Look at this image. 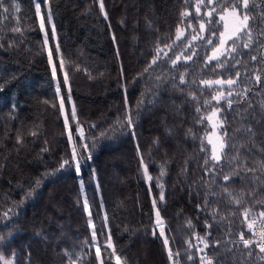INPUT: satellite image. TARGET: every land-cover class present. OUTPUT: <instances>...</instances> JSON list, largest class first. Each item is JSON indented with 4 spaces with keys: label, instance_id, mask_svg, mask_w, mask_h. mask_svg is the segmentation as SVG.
Returning <instances> with one entry per match:
<instances>
[{
    "label": "trees",
    "instance_id": "obj_1",
    "mask_svg": "<svg viewBox=\"0 0 264 264\" xmlns=\"http://www.w3.org/2000/svg\"><path fill=\"white\" fill-rule=\"evenodd\" d=\"M34 2L4 0L0 7V254L12 256L14 264H70L67 252L77 264H100L94 246L98 243L105 264H115L105 259L111 251L104 247L110 234L127 264H173L155 224L158 209L169 247L180 254L178 264H200L203 253L186 243L191 240L202 248L196 235L206 237L205 252L214 264H264V253L239 241L241 232L247 235L243 208L264 195H243L255 183L253 175H232L235 164L228 160L237 150L250 166L264 157L259 151L264 148V0H249L255 42L249 48L238 46L224 68L207 61L222 28L221 9L208 0L200 13L198 0H103V11L100 0H49L41 4L45 31L39 28ZM213 7L217 12L209 18L205 13ZM49 11L55 36L47 21ZM184 11L190 15L182 16ZM177 27L184 36L173 44ZM193 35L201 38L192 40ZM158 38L159 47L172 48H164L167 55L161 52L145 72ZM181 53L192 59L181 56L173 65ZM237 72L232 96L219 102L212 97L221 89L228 92V86L200 83L235 79ZM213 108L224 121L219 131L226 130L228 147L219 165L207 171L213 162L205 165L209 152L201 151V141L210 125L198 118ZM129 114L133 127L127 124ZM249 126L254 137L245 131ZM205 145L210 150L206 140ZM74 146L79 172L71 160ZM64 160L70 163L61 168ZM144 165L151 181L144 176ZM225 175L232 178L225 181ZM225 188L242 199L240 207L230 203ZM259 210L256 205L253 214Z\"/></svg>",
    "mask_w": 264,
    "mask_h": 264
},
{
    "label": "snow or ice",
    "instance_id": "obj_2",
    "mask_svg": "<svg viewBox=\"0 0 264 264\" xmlns=\"http://www.w3.org/2000/svg\"><path fill=\"white\" fill-rule=\"evenodd\" d=\"M49 0H39V2H34V8H35V15L39 17V28L41 31H45V15L42 13V8L41 4L47 5ZM4 4V0H0V7H2ZM204 4V0H198L197 6H196V12L200 13L201 10V5ZM208 4H215L217 5L220 9L221 12L219 14V19L220 21H223V27L224 31L219 33V43L213 48L212 54L207 57V61L210 63L211 61H217V68H224L225 63L228 61V59L234 58L233 54L237 52L238 46H242L244 48H249L255 41H254V36H253V30L252 27L250 26V20L254 19L253 17H250L248 14L249 10V0H208ZM17 10H18V6ZM100 8L101 11L104 9L103 5V0H100ZM9 11L8 8H4V12L7 13ZM217 12V8L213 7L209 11H207L205 14L211 18L214 13ZM107 14L105 13V16ZM182 16L187 17L190 15L188 11H184L181 13ZM51 13L47 14V21L50 23L51 22ZM211 23V20L208 21ZM17 30V29H14ZM206 30V25L205 23H200L199 25V31L203 32ZM52 34L55 36V26H52ZM215 35V33H213ZM260 35L264 36V31H261ZM184 36V30L180 27H177L176 33H175V40L173 41V44H175L176 41H179L182 37ZM201 37L197 35L192 36V40L199 39ZM231 42V43H229ZM238 42L239 45H238ZM45 43H47V33L45 32ZM212 40H208V44H212ZM264 44V42H261ZM191 47V44L189 43L188 45ZM164 48H167L171 50L172 45L170 44H165L163 48L159 47V38H158V46L156 49V55L153 57L151 63L148 65V67L145 68V72L148 71L149 68L152 67V65L156 64L158 59H160V53L164 52ZM56 51L59 52V46L57 45ZM164 55H167L166 52H164ZM195 55V53H193ZM181 56H183V59L185 61L191 60L192 56L191 55H184L181 53V55L176 56L175 59L172 60L173 65L177 63L181 59ZM49 63L52 64V53L49 51ZM253 60L256 59L255 56L252 57ZM236 63H240V61H236ZM64 60L61 58L60 60V68H64ZM215 71V69H213ZM52 76L53 78L56 77V66L53 64L52 67ZM240 73H236V78L232 79H215V80H201L200 83L207 86L211 87L213 85H218L223 87L224 85H227L229 90L227 92V96L230 97L232 96V88L234 85L237 84L238 79H239ZM159 79V78H158ZM261 77L256 76V80L260 81ZM181 83H184V77L181 76L180 78ZM64 82L67 84L68 82V76L67 73L64 75ZM2 90V89H0ZM57 93H59L60 89L59 86H57L56 89ZM248 89H245V92H247ZM195 99V96H193ZM225 98V93L223 91H218L216 95L212 97V99L216 100L219 102L221 99ZM69 99H70V92H69ZM143 101L138 102V107L139 104H142ZM205 103H209V101H206ZM229 107H231V101L229 100ZM60 107L61 111L64 109V101L61 99L60 101ZM264 107V105H262ZM200 109L197 108V112H199ZM218 113L219 109H212L210 114L207 116L199 117V122L203 123L204 120H208L211 125H212V132L206 133L205 139L201 141V151H206L209 152L208 157L205 159L204 163L207 166L209 164V161H212V168H206L207 171H212L215 169L217 165H219L220 161L225 158L226 153L225 149L228 147L227 143V132L226 130L222 132V134L218 135L216 132V129H223L224 128V121L222 119H218ZM71 117L73 120L76 119V109L73 106L72 112H71ZM127 124L129 127H133V120L131 118V115L129 114L126 117ZM64 124L65 127L68 128V117L65 116L64 119ZM237 131H240L237 129ZM246 133L250 137L255 136V132L251 126H249L246 130ZM77 132L79 133L80 137H84V131L82 127L77 123ZM34 134V133H33ZM103 135V134H102ZM133 136H135V133L133 132ZM72 139L71 131H69V140ZM205 140L206 144L210 145V150L206 147L205 145ZM84 149H87L88 145L84 144L82 145ZM232 147L235 149V145H232ZM260 152L264 153V148L259 150ZM78 157V152L76 147L74 146L72 148V154H71V160L75 161V166H76V171H80V161L77 159ZM90 159V157H89ZM229 163H234L235 167L232 169V175L239 176L242 172L247 174V173H252L253 178L255 183L253 186L247 191L244 192L243 195L248 196V197H256L257 193L259 192L261 195H264V157H262L259 160L254 161L255 166H250L249 162L247 159L241 160V156L239 151L237 150L235 155L228 157ZM141 161L143 162V158H141ZM70 163L69 160H64L63 163L61 164V168L64 167V165H68ZM144 176L146 177L147 180L151 181L153 179L152 176L148 174V167L147 165H144ZM259 173V175H257ZM164 175L163 169L161 170V176ZM232 175H225L223 178L225 181H228L232 178ZM41 184V180L37 179L36 185L37 187ZM259 185V187H257ZM161 189L163 188L162 184L158 185ZM34 191V190H33ZM225 193L228 194L230 198V203L236 205L237 207H240L243 203L242 199L240 197H237L233 192H230L227 188L224 189ZM243 192V190H242ZM32 192L28 193V196H31ZM159 199L161 201L164 200V194L163 191H161ZM153 207L156 208V200L153 199L152 201ZM256 205L261 206V210L256 212L255 215H253V212L256 209ZM84 209L88 211L89 209V204L88 201L85 199L84 200ZM11 211V210H9ZM235 215V213H233ZM9 215L8 212L4 213V218H7ZM91 213L89 212V216ZM242 215L244 216V222L247 225V229L249 232L252 233L253 237H256L258 235V239L255 238H245V234L241 232L239 234V241L240 243L243 244L245 248H250L252 245H256L259 248V251L261 253H264V227H261L259 229V232L257 234L256 231H254V225H256L258 222L261 224H264V199H253L251 205H248L243 208ZM251 217V219H249ZM155 224L159 228V235L160 237L163 238V244L167 250V256L170 261L173 262V264H178V261L176 260V257H178L180 254L174 253L172 249L169 247V239L167 238L164 230V221L160 215V211L157 209L155 212ZM89 225H91V220H89ZM188 226L191 227V221H188ZM94 228V226H93ZM153 234L155 235V230L153 231ZM92 238L93 241L96 240V232L93 230L92 232ZM195 239L198 240L201 244H203V247L200 248L197 245L193 244L191 240L186 241L188 243L189 248L192 247H197V250L200 253H203V255L200 256V264H214V260L212 257H209L207 253L205 252V249L209 247V244L207 243L206 237H201L196 235ZM3 240V237H0V241ZM219 244V242H217ZM95 246V255L98 260H100V264H105L104 259H101V246L97 243L94 245ZM105 250H111L110 253L105 257V259L111 261L114 259L115 264H127V261L122 259V257L117 254L116 248L114 244L112 243L111 236L109 234L106 244H105ZM230 250V249H229ZM66 255L69 256L70 259V264H77L76 260L71 259V254L65 253ZM252 253L249 252V255ZM189 259H192L191 256L188 257ZM261 259H264V257H261ZM0 264H14V262L11 259L5 258L4 255L0 254Z\"/></svg>",
    "mask_w": 264,
    "mask_h": 264
},
{
    "label": "rangeland",
    "instance_id": "obj_3",
    "mask_svg": "<svg viewBox=\"0 0 264 264\" xmlns=\"http://www.w3.org/2000/svg\"><path fill=\"white\" fill-rule=\"evenodd\" d=\"M36 2H39V0H36ZM41 8H42V5H41ZM42 13H43V9H42ZM221 23H222V28H221V31L220 32H222V31H224V27H223V24H224V22L223 21H221ZM50 26H51V29H52V26H53V23H52V21L50 22ZM181 28V27H180ZM219 43V35H218V39H217V42L209 49V52H208V54H207V57L208 56H210L211 54H212V50H213V48L217 45ZM229 78H232V79H234L233 77H228V78H223V77H217V78H213V79H208V80H215V79H229ZM216 86H218V85H216ZM224 86H227V85H224ZM219 91H223L224 93H225V95H227V91L226 90H224V89H221V90H219ZM218 92V91H217ZM217 92L215 93V95L217 94ZM213 109H215V108H213ZM211 112V111H210ZM210 112L208 113V114H210ZM207 114V115H208ZM206 115V116H207ZM218 119H220L219 118V116H218ZM208 121V120H207ZM208 123H209V125H210V129H209V131L207 132V133H210V132H212V125H211V123L208 121ZM216 132H217V134L218 135H220L221 133H220V131H219V128H217L216 129ZM210 146V145H209ZM211 147V146H210ZM7 259H11L12 261H13V257L11 256V257H7Z\"/></svg>",
    "mask_w": 264,
    "mask_h": 264
},
{
    "label": "built area",
    "instance_id": "obj_4",
    "mask_svg": "<svg viewBox=\"0 0 264 264\" xmlns=\"http://www.w3.org/2000/svg\"><path fill=\"white\" fill-rule=\"evenodd\" d=\"M255 214H256V213H255ZM255 214H253V215H255ZM249 219H251V217H250ZM261 227H264V224H261V223L258 222L256 225H254V231H256L257 234H258L259 229H260ZM246 230H247V235L245 236L246 239H249V238H255V239H258V235H257L256 237H253L252 233L249 232V230L247 229V225H246ZM256 247H257V246H256ZM257 248H258V247H257ZM258 249H259V248H258Z\"/></svg>",
    "mask_w": 264,
    "mask_h": 264
}]
</instances>
